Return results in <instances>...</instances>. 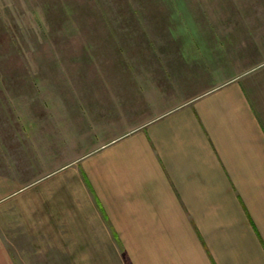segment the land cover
I'll return each mask as SVG.
<instances>
[{
    "label": "rangeland",
    "instance_id": "374dc122",
    "mask_svg": "<svg viewBox=\"0 0 264 264\" xmlns=\"http://www.w3.org/2000/svg\"><path fill=\"white\" fill-rule=\"evenodd\" d=\"M259 8L264 0H0L7 264H76L63 217L50 221L45 210L43 178L59 171L54 183L75 184L81 156L175 106L183 91L264 73L252 62L264 59ZM100 245L116 251L106 264H128L114 242Z\"/></svg>",
    "mask_w": 264,
    "mask_h": 264
},
{
    "label": "crops",
    "instance_id": "0c3cea01",
    "mask_svg": "<svg viewBox=\"0 0 264 264\" xmlns=\"http://www.w3.org/2000/svg\"><path fill=\"white\" fill-rule=\"evenodd\" d=\"M253 70L183 91L175 106L84 154L75 184L54 183L59 171L43 178L45 210L50 221L63 217L76 264L116 255L100 239L128 264H264V73Z\"/></svg>",
    "mask_w": 264,
    "mask_h": 264
}]
</instances>
